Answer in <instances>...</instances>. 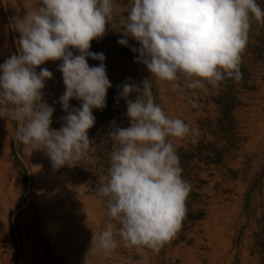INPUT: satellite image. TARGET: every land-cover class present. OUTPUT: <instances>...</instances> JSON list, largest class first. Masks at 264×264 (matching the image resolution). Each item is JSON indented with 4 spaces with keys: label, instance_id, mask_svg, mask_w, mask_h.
Returning a JSON list of instances; mask_svg holds the SVG:
<instances>
[{
    "label": "rangeland",
    "instance_id": "rangeland-1",
    "mask_svg": "<svg viewBox=\"0 0 264 264\" xmlns=\"http://www.w3.org/2000/svg\"><path fill=\"white\" fill-rule=\"evenodd\" d=\"M41 3L42 0H0L3 62L19 55L16 23ZM131 3L132 0H114L112 25H106V34L93 40L89 49L104 53L112 84L106 108L93 110L95 125L88 136L94 152L54 168L45 152L17 141L19 125L10 121L5 157L22 192L15 200L3 202V209L0 206V263L264 264V23L254 18L251 21L242 54L241 81L227 79L218 86L205 82L203 88L190 89L187 79L158 80L137 63L138 53L131 49L140 45L132 37H125L128 46L118 44L125 32L122 18H126ZM257 3L264 9V0ZM71 50L79 55L77 50ZM87 62L90 67L100 63L91 58ZM61 63L48 61L40 66L53 74L45 82L43 101L55 109L51 124L55 130L61 128L66 115L59 103L65 92L58 70ZM36 71L39 73L40 68ZM145 79L151 82L155 103L168 117L180 118L199 130L196 136L169 138L180 157L182 177L191 184L187 215L180 231L159 252L125 246L118 233V247L106 252L99 247L101 232L109 222L119 227L108 216L106 203L101 202L107 198L99 197L96 191L106 183L111 153L117 147L108 134L113 122L116 127L130 126L126 101L119 96L122 85H142ZM173 83H179L180 88L175 89ZM128 98L135 100L136 94ZM69 103L78 108L81 102L72 99ZM41 165L47 167L46 178L51 177L47 180L60 189L48 197L36 189ZM58 192L63 195L54 200ZM50 216L60 226L50 224ZM43 220L46 234L41 229ZM55 236L60 238V246L53 240Z\"/></svg>",
    "mask_w": 264,
    "mask_h": 264
},
{
    "label": "clouds",
    "instance_id": "clouds-1",
    "mask_svg": "<svg viewBox=\"0 0 264 264\" xmlns=\"http://www.w3.org/2000/svg\"><path fill=\"white\" fill-rule=\"evenodd\" d=\"M114 8V0H42L15 25L19 55L0 64V118L15 120L17 141L45 152L54 168L95 151L88 136L95 125L93 110L106 108L112 84L104 53L89 49L112 25ZM253 18L264 23L257 0H132L117 42L128 46L125 37L135 39L140 45L131 49L138 53L136 62L158 80L187 79L190 89L203 88L205 82L218 86L227 79L242 80V54ZM88 58L100 63L90 67ZM48 61H62L58 70L65 92L59 103L66 115L59 130L51 128L55 109L43 101L45 82L53 74L40 66ZM151 87L149 79L142 85L125 82L119 93L130 126L113 122L108 136L117 147L106 183L96 190L107 198L101 202L119 225L107 223L99 236V247L106 252L118 247L116 233L125 246L159 252L187 215L191 184L182 177L180 157L169 138L196 136L199 130L168 117L155 103ZM131 94L135 100L128 98ZM72 99L81 102L78 108L70 106Z\"/></svg>",
    "mask_w": 264,
    "mask_h": 264
},
{
    "label": "bare ground",
    "instance_id": "bare-ground-1",
    "mask_svg": "<svg viewBox=\"0 0 264 264\" xmlns=\"http://www.w3.org/2000/svg\"><path fill=\"white\" fill-rule=\"evenodd\" d=\"M2 45H3V30L1 29V21H0V64L4 63L3 62V48H2ZM11 120L12 119H10V118H5V119L4 118H0V206L2 207V209H3V202H5L6 200H9V199H11L12 201L15 200V198H18L21 195V192H22L20 182L17 179V177H16V175L14 173V170L10 168V165L7 162L6 157H5V151H6V148H7V147L5 148V143H6L7 139H8V136H9V129H10L9 125H10V121ZM6 145H7V143H6ZM45 166L44 165L40 166L42 175L37 177L36 189H37L38 193H40L42 195H45V197L46 196L48 197V194L49 193H53V190L56 192V189L58 187H57V185L55 183H51L50 181H48L49 179L51 180V177L50 178H46L47 167H45ZM57 190L60 191V189H57ZM60 193L58 192L57 194H55L56 196L53 195V197L55 196L54 200H55V198H58ZM50 200H53V198L51 197ZM55 212H57V211H55ZM59 212H61V211H59ZM58 214H60V213H58ZM53 218H54L53 216H50L49 223L53 224V226L55 228L60 226L58 224V221H53ZM44 222H45L44 220L41 221V229L46 234V230H44V226H43ZM51 240H50V242H52ZM53 240H55L59 246L61 245V241H60V238L58 236H55ZM0 254H2V253H0Z\"/></svg>",
    "mask_w": 264,
    "mask_h": 264
}]
</instances>
